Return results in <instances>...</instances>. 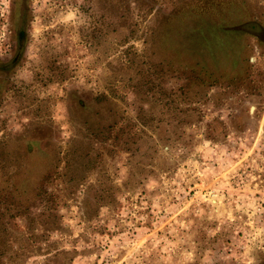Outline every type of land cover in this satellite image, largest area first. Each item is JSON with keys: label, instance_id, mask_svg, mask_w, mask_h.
I'll use <instances>...</instances> for the list:
<instances>
[{"label": "rangeland", "instance_id": "obj_1", "mask_svg": "<svg viewBox=\"0 0 264 264\" xmlns=\"http://www.w3.org/2000/svg\"><path fill=\"white\" fill-rule=\"evenodd\" d=\"M0 264H264V0H0Z\"/></svg>", "mask_w": 264, "mask_h": 264}, {"label": "trees", "instance_id": "obj_2", "mask_svg": "<svg viewBox=\"0 0 264 264\" xmlns=\"http://www.w3.org/2000/svg\"><path fill=\"white\" fill-rule=\"evenodd\" d=\"M254 24H255V23H253V22L249 23L251 29H246V30H247L248 32H250V33L256 34V33H254V31L252 30V28H254Z\"/></svg>", "mask_w": 264, "mask_h": 264}, {"label": "flooded vegetation", "instance_id": "obj_3", "mask_svg": "<svg viewBox=\"0 0 264 264\" xmlns=\"http://www.w3.org/2000/svg\"><path fill=\"white\" fill-rule=\"evenodd\" d=\"M17 31H18V33H17V38H20V34H21L23 31L20 30V29H19V30L17 29ZM18 46H19V43H18Z\"/></svg>", "mask_w": 264, "mask_h": 264}]
</instances>
